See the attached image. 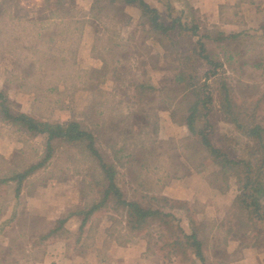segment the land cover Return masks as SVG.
<instances>
[{"label": "trees", "instance_id": "1", "mask_svg": "<svg viewBox=\"0 0 264 264\" xmlns=\"http://www.w3.org/2000/svg\"><path fill=\"white\" fill-rule=\"evenodd\" d=\"M119 4L138 9L136 31L141 30L163 50L162 56L171 69L165 74L164 81L160 86H155L139 80L130 71L119 72L117 67H124V64L121 60H115L112 77L114 81L125 85V94L130 93L135 98V102H132L135 108L126 114L108 116L104 112L106 99L99 97L91 103L93 110L98 113L96 117L99 122H85L73 118L64 121L41 119L15 109L8 95L0 89V123L12 132L23 134L27 141L37 137L44 140L41 154L29 161L16 158L14 164L10 161L13 154L6 157L0 154V187L4 183L12 182L14 199L17 200L24 182L49 164L55 146L66 144L79 152L80 160L86 164L81 178L85 204L56 218L35 240L40 245L50 239H63L74 246H92L96 227L92 226L91 218L97 211L105 209L119 213L122 217L118 220L115 214L107 216L125 231L119 239L120 243L132 237L144 239L148 249L158 246L164 250L167 261L170 258L183 257L182 260L188 264H206L204 246L210 242L211 237L220 234L223 235L221 244H226L230 236L244 234L248 247L263 251L264 121L255 112L263 93L252 104L244 94L234 95L235 88L228 80L225 70L227 66L232 70V65L247 57L249 52V61L252 62L249 64L248 61H243L238 69L245 66L264 69V25L257 34L237 32L228 35L217 24L203 25L196 21L197 17L185 22L181 16H177L167 23L158 8L147 0H92L88 16L98 23L102 22V9L105 5L111 8L110 11H117ZM33 5H37L38 13L39 10H47V15L42 20L49 19L51 24L63 25L59 29L60 33H66L67 28L72 26L76 35H70V39L65 37L71 43L68 50L55 46L45 48L44 40L39 37L35 43H28L27 40H21L18 33L12 32H8L9 36L0 40L1 46L8 48L15 56L17 83L24 88L39 89L41 74L44 75L46 71L55 73L60 69H74L78 65V47L88 16L67 6L65 0H41V3ZM190 7L197 12L196 8ZM24 10L26 7L22 5V0H0V33L3 30L7 33L15 24L18 29L14 32H22L25 30L24 21L34 24L39 21L32 20L31 13ZM121 14L124 15V12ZM113 15L107 13L103 16L111 19ZM129 18L127 17L125 23ZM104 27L109 30L105 23ZM26 33L28 36L30 30ZM34 33L37 37L39 31ZM209 46L216 50H211ZM95 49V45L92 46V51ZM15 50L20 51V54ZM95 56L104 61L101 56ZM106 92L101 88L94 91L100 96ZM150 95L159 98L157 110L146 107L152 105L151 99L146 100ZM235 96L240 102H237ZM249 102L251 106L247 105ZM159 112H165L172 122L186 127L188 135L180 143H183L188 164L195 171L204 168L203 161L206 159L216 164L217 170L205 177L208 184L221 192L228 190L231 182L236 186L230 207L214 225L197 222L195 216L189 214L186 217V230L181 225V217L177 216V212H184L186 215L190 207L195 205L160 194L168 179L162 181L157 178L152 183L147 175L138 181L141 199L148 204L125 197L123 168L137 151L142 150L148 156L158 153L154 139H147L146 135L157 133ZM214 112L220 113L224 122L231 124L234 130L244 136V156L232 157L213 144L211 133ZM135 120L143 121L142 126L135 127ZM100 137L104 141L105 154L98 146ZM151 163L146 158L143 165L148 170ZM167 207L169 210H166ZM201 210L195 209V212ZM72 216L79 217L75 230L67 226V221ZM34 244L36 243H31Z\"/></svg>", "mask_w": 264, "mask_h": 264}, {"label": "rangeland", "instance_id": "2", "mask_svg": "<svg viewBox=\"0 0 264 264\" xmlns=\"http://www.w3.org/2000/svg\"><path fill=\"white\" fill-rule=\"evenodd\" d=\"M91 1L92 0H65L67 6L78 13L84 14L86 17L89 14ZM147 1L158 8L163 20L167 23L172 17L181 16L182 20H185V22H188L192 17H197L198 20L196 21H200L203 25L213 24L199 9H196L197 12L191 10L190 4L186 0ZM36 3H41V0H31L29 2L22 0V5L26 7V10L24 11L31 13L30 17L32 20L37 21V19H39V21L36 24L24 21L25 30L22 32H14L18 29L15 24L11 27V30H7V33H5L4 30L0 33V40L9 36L8 32H12V34L18 33L21 40H27L28 43H35L34 41L39 37L44 40L45 48L48 46H55L61 50H68L71 43L70 40H66L65 37L70 39V35L73 37L76 36L75 33H73V27L70 26L67 28V31L64 34L60 33L59 29L63 25L51 24L52 22H50L49 19L46 21L42 20L47 15V10H39L38 13L37 5H33ZM238 6L240 7L239 11H242L241 16L236 17L234 16L236 14L231 15V12L234 13L233 10H237ZM110 10L111 8L105 5L102 9V22L99 23L88 16L82 31V34L84 35L85 33L86 38L89 39V41L92 40V46L95 45L96 49L94 51L91 49L93 57L99 55L105 62L103 61L101 63L99 70L89 72L88 74L84 73V71H80L85 70L86 68V64L80 66V62L74 69H60L55 73L46 71L44 75L41 74L39 76V81L41 82L40 87L39 89L36 87L38 89L36 92L38 105L34 109L33 115L41 119H49L52 121H64L73 118L85 122H88L89 120L99 122L100 120L96 117L98 113L91 107L92 101L97 100L99 97L106 99L104 108L106 111L104 112L105 114H109L108 116H112V114H126L129 111H133L135 106H132V102H135V98H132L130 93L128 95L125 94V85L114 81L112 77V70L115 68V60H121L122 64H124V67L119 65L120 67H117V71H130L135 74L136 78L139 80L150 82L155 86H160L162 84L165 74H168V71L171 70L169 68L170 64L163 58V50L153 39L148 38L145 33L141 32V30L136 31L139 15L138 9L131 5L119 4L117 11L112 10V12ZM24 11H20V13H24ZM120 11L122 13L124 12V15L121 14ZM221 12L224 18L229 17L233 18V20H239L238 31H232L227 26L222 27L220 24H217L219 28L228 35L237 32L257 34L262 31L261 28L264 25V0H238L230 6L223 7ZM107 13L108 15H114L109 19L103 16ZM127 17L130 18L128 22L125 23ZM104 23L108 26V31L105 29ZM29 30L30 33L27 36L26 31ZM37 30L39 31V34L36 37L34 32ZM116 33L119 35L116 36ZM83 35H81V39ZM13 38L14 37H11V39ZM32 39L34 40L30 42ZM39 44H41V42ZM209 47L211 50H216L213 46ZM7 49H4L0 44V61L5 54L11 55L15 59L14 54L10 53ZM15 52L20 54V51L18 50H15ZM247 55L248 56L244 57L243 60L241 59L232 65V70L227 66L225 74L235 88V93L233 94H244L251 104L257 98H260L263 93L255 112L257 116L263 117L262 120L264 121V69L248 66L238 69V66H242L241 63L243 61H248L249 64L252 62V60L249 61L251 52ZM80 58L84 57L81 56ZM262 61L264 62V57L262 58ZM92 63L87 65L88 68H94V64ZM96 67H98V65ZM71 70H74L73 74L70 73ZM98 88L106 90L107 92L104 93L103 96H100L99 93H94ZM47 96L49 97L47 98ZM235 97V99H238L237 96ZM248 97H250V99ZM47 99H50L48 100L49 103H47ZM148 99L152 100V103H150L152 105H146L147 108L153 107L154 110L158 108L160 104L158 97L150 95L146 100ZM237 102H240V100L238 99ZM250 102L247 104L248 106H251ZM214 104L215 106L217 105L216 99L214 100ZM48 106L52 107V109H56L59 113L56 114V116H53L52 111L51 109H48ZM14 108L17 109L16 107ZM213 114L214 117L212 118L213 126L211 133L213 144L228 152L232 157L244 156L246 154V149H244L246 139L244 136L234 130L231 124L224 122L220 113L214 112ZM168 121L170 122L172 120L167 114L165 112H159L157 133L154 134L151 132L146 135L147 139H154V146H158V153L156 152L157 154L155 153L154 155L148 156L147 154H144L142 150L137 151L127 163L126 167L123 168L122 172L126 181V185L124 186L125 197L136 199L144 204H148L146 200L141 199V192L137 186L139 180L146 178L147 175H149L152 183L157 178H160L162 181H165L166 179L170 180L176 171L180 172L184 170L185 166L189 165L186 160L185 151L183 150V143H180L182 138L188 134L182 135L183 133H181V129L176 127V129L172 128ZM141 122L143 121L135 120V122L133 121V125L135 127H141ZM176 125L179 126V124ZM147 130H150V128ZM3 132L5 134L7 133L10 139L12 138L15 141L13 151L9 154H13V157L10 160L12 163L15 164L16 158H24L25 161H29L32 160L33 157L41 154L44 145V140L41 137L27 141V137L23 134L12 132L10 128L0 123V135ZM186 132L188 133V131ZM100 138L101 140L98 142V146L102 153L105 154L104 141L102 137ZM146 158L152 162V166H150V169L148 170L143 165ZM80 159L81 156L79 152L72 149L70 146L66 144L57 145L55 146V151L49 164L45 168L37 171L36 174L34 173L35 175H31V177L24 182L23 192L17 199V206L14 205L10 209L6 208L10 221L5 224L0 223V227L2 226V228H0V264H18L25 262L27 259L25 252L26 247L37 240L38 235L49 228L56 217H62L71 210L73 211L76 208L83 207L85 204V195L84 187L81 185V178L84 174L86 164L82 163ZM203 162L204 168L202 171L205 175L217 170L216 164L210 159H206ZM189 166L194 170L191 165ZM65 186H67V190L71 194V198L68 199L69 206H67V208L62 207L63 204H65L63 203L64 194H59L58 192L59 189L63 190ZM43 187L56 189V191H54V189L51 191L50 198L53 199V201L57 200V204H43L39 200L38 203L33 204L27 201V195L32 190L35 188L41 189ZM217 191L221 192L219 189H217ZM226 191H231L232 194L235 195V184L231 182ZM157 199L162 203L160 198ZM191 204H194L195 207L191 206V210L189 209L187 212L188 214L185 215L184 212H177V216L181 217V225L186 230L188 229V221L186 217L189 214L197 217L200 211L196 213L195 209L201 208V205H198V203ZM166 210H169V208L167 207ZM224 213L218 217L217 221L224 215ZM1 214L2 209H0V215ZM13 214L15 215L13 216ZM108 214H115L118 220L122 219L119 213L101 209L92 216L90 222L93 227H96L97 225L99 226L103 221L110 222L115 230L119 232L118 237L120 239L125 231H123L121 225H116L110 221L107 217ZM78 221V216H72L67 221V226L72 230H75ZM222 236L223 235L220 234L211 237L210 242L204 246V253L207 260L206 264H228V258L226 256L219 260L211 259V256H209V254H214V251L224 248L225 244H221L220 242L223 238ZM10 239L12 240L9 243L8 240ZM138 239L143 241L146 246L144 239ZM6 242L7 245H5ZM6 246L11 248L8 255L5 254L8 251L5 250V248H7ZM146 251L154 264H188L182 260L183 257L170 258L169 261H167L164 256V250L159 249L158 246H154L151 249L146 247ZM258 252L263 253L260 257V261L264 264V250ZM1 257H6L4 263L1 261Z\"/></svg>", "mask_w": 264, "mask_h": 264}, {"label": "crops", "instance_id": "3", "mask_svg": "<svg viewBox=\"0 0 264 264\" xmlns=\"http://www.w3.org/2000/svg\"><path fill=\"white\" fill-rule=\"evenodd\" d=\"M186 1L190 6L199 9L201 13L205 14L210 22L220 24L222 27L227 26L232 31H238L239 20H233V18L229 17L224 18L221 12L223 7L230 6L238 0ZM239 8L238 6L237 10H233L234 13L231 12V15L236 14L234 16H241L242 11H239ZM91 49L92 40L89 41L84 33L78 47V62L81 63L80 66L86 64V68L85 70H78L81 72L84 71V73L87 74L99 70L102 63L101 59L93 57ZM81 56L84 58H80ZM91 63L94 64V68H88L87 65ZM97 65L98 67H96ZM73 72L74 70L70 71L71 74H73ZM16 78L15 59L11 55L5 54L0 61V89L8 95L14 107L20 111L33 114L34 109L38 105V98L36 97L38 89L24 88L17 83L18 80ZM48 97L49 96H47V98ZM48 100L50 99H47V103H49ZM48 109H51L53 116L59 113V111L52 109L50 106H48ZM169 123L174 129L180 128L181 133H183L182 135L188 134L185 126H178L172 121ZM14 145V139H10L7 133L5 134L3 132L0 135L1 155L5 157L8 156L13 151ZM205 177L206 175L202 170L195 171L187 165L184 167V170L180 172L176 171L172 175V178L162 187L160 194L189 204H200L202 210L197 217H195L196 221L212 225L215 224L218 217L230 207L234 194H232L231 191H226L224 193L218 192L217 189L208 184ZM53 189L56 191L55 188L51 187H43L41 189L35 188L27 195V201L33 204L38 203V200L43 204H57V200L53 201V199L50 198ZM22 192L23 187L20 195ZM58 192L59 194H64L63 203L65 204H63L62 207L67 208V206H69L68 199L71 198L67 186H65L63 190L59 189ZM14 205L17 206V200L14 199V184L12 182L4 183L0 187V209H2V214L0 215L1 224L10 221L7 209L12 208ZM118 236L119 232L115 230L114 226L108 221H103L99 226H96L94 243L92 246L87 248L74 246L63 239H50L42 245L34 241L36 244L28 245L25 249L26 261L18 264H154L146 251V246L143 241L136 237H132L120 243ZM11 240L12 239L8 240V242L10 243ZM5 245H7V242ZM6 247L5 250L8 251L5 254L8 255L11 248L8 246ZM261 255H263V253L246 245V237L244 234L228 237L223 249H218L214 251V254H209V256H211L210 258L214 260H219L226 256L228 258V264H262L260 261ZM1 261L4 263L6 257H1Z\"/></svg>", "mask_w": 264, "mask_h": 264}]
</instances>
